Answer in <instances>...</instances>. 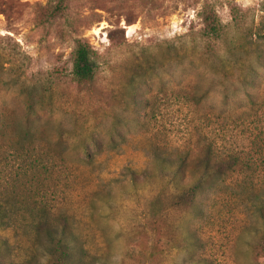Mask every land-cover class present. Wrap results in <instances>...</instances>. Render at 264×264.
<instances>
[{"label":"rangeland","instance_id":"rangeland-1","mask_svg":"<svg viewBox=\"0 0 264 264\" xmlns=\"http://www.w3.org/2000/svg\"><path fill=\"white\" fill-rule=\"evenodd\" d=\"M48 4L0 0V264H46L41 221L77 264H264V0Z\"/></svg>","mask_w":264,"mask_h":264},{"label":"trees","instance_id":"trees-1","mask_svg":"<svg viewBox=\"0 0 264 264\" xmlns=\"http://www.w3.org/2000/svg\"><path fill=\"white\" fill-rule=\"evenodd\" d=\"M6 7V6H5ZM2 9V13L6 15V8ZM68 9V0H49V4L46 7V12L43 16L45 22L53 21L58 18H65L67 14ZM205 27L209 28L210 34H216L220 35V28L217 27L216 24L208 22V20L204 19ZM211 25V26H210ZM224 31V29H223ZM93 51L91 47L88 45V43L82 41L81 39L77 38L74 41V48L72 51V64H73V73L76 75L78 79L81 80H87L92 77V74L94 73V65L95 61L93 58ZM23 88H25V104H26V116L29 117L33 110V104H32V95H31V87L32 85H23ZM5 123L8 125V135L9 137H13L15 135L14 130L12 129V122L11 119L7 118V116L0 111V124ZM28 130V129H27ZM26 133H29V131H26ZM224 160V159H223ZM220 164V163H219ZM225 164V167L228 168L231 171H236V168L242 164L238 157L235 155H232L227 159L226 163H223V166ZM220 166V165H217ZM258 211L260 213V217L264 221V206L263 204H260L258 206ZM3 210L0 206V224H3L4 221H1ZM62 224H48L46 222H37L35 223V226L33 227L34 235L38 236V232L40 229L45 231V237H46V244L43 245L42 253L44 255L46 264H77V259L82 260V256L85 257L87 255L86 250L81 247L79 242L76 240L77 238L71 235V229L70 226L68 227V223L66 221H61ZM13 224V223H9ZM60 226V228H59ZM69 228V229H68ZM32 240L34 241V246L37 245V238L32 237ZM32 243V242H31ZM260 254L264 256V229L262 231V234L260 236Z\"/></svg>","mask_w":264,"mask_h":264}]
</instances>
